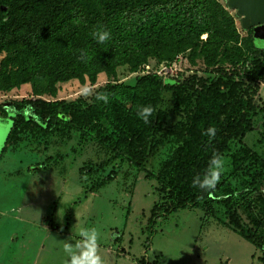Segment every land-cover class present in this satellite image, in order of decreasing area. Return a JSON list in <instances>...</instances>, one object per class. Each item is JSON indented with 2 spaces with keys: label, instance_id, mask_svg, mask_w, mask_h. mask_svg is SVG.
Instances as JSON below:
<instances>
[{
  "label": "trees",
  "instance_id": "1",
  "mask_svg": "<svg viewBox=\"0 0 264 264\" xmlns=\"http://www.w3.org/2000/svg\"><path fill=\"white\" fill-rule=\"evenodd\" d=\"M0 4L6 7L0 11L1 90L30 82L36 95L55 94L57 82L86 77L94 83L100 72L114 76L122 65L134 72L150 57L170 62L180 54L191 65L201 59L203 71L213 74L210 78L196 72L187 77L147 73L134 84L99 86L89 101L35 98L15 102L13 112L0 107L1 117L11 114L0 156L23 130L43 135L73 129L81 142L94 140L114 157L142 167L138 148L163 131L158 142L167 145L166 158L157 174L148 171L145 176L156 177L166 187L164 214L203 203L213 215L220 195L193 187L191 179L205 171L209 158L221 154L230 139L250 130L254 103L249 84L264 77V50L253 46L252 60L246 64L234 18L218 0H0ZM101 25L112 34L104 45L90 35ZM245 30L252 41V28ZM82 50L86 59H79ZM97 94H107L108 103L96 100ZM140 105L154 108L155 117L147 124L136 116ZM27 106L45 123L26 114ZM168 120L173 122L168 125ZM210 125L216 128L211 140L201 134ZM252 169L259 168L255 164ZM234 192L227 191L223 200L232 199Z\"/></svg>",
  "mask_w": 264,
  "mask_h": 264
},
{
  "label": "rangeland",
  "instance_id": "2",
  "mask_svg": "<svg viewBox=\"0 0 264 264\" xmlns=\"http://www.w3.org/2000/svg\"><path fill=\"white\" fill-rule=\"evenodd\" d=\"M218 1L234 18L247 64L253 46L264 50V24L252 27L251 41L235 10L226 0ZM1 10L6 7L0 4ZM178 56L170 62L150 57L134 72L128 65L118 66L114 76L100 72L94 83L86 77L57 82L55 94L36 95L30 82L0 89V107L13 112L15 102L35 98L89 101L99 86L134 84L147 73L213 76L203 71L201 59L191 65L184 54ZM249 86L251 128L230 139L221 153L229 164L215 188L221 199L213 203V215L203 203L164 214L166 187L156 177L145 176L148 171L157 174L164 159L159 164L154 159L166 156L167 145L158 142L163 131L138 148L142 167L114 157L94 140L81 142L73 129L18 133L0 156V264H71L63 246L68 241L80 245L79 232L86 228L97 232L95 250L102 264H264V77ZM24 112L45 123L31 106ZM10 115L0 114V150ZM232 190L233 198L223 200Z\"/></svg>",
  "mask_w": 264,
  "mask_h": 264
},
{
  "label": "clouds",
  "instance_id": "3",
  "mask_svg": "<svg viewBox=\"0 0 264 264\" xmlns=\"http://www.w3.org/2000/svg\"><path fill=\"white\" fill-rule=\"evenodd\" d=\"M93 40L99 45H104L111 39V32L103 25L95 28L90 32ZM87 54L82 50L79 59H86ZM83 95H88L85 89ZM96 100L108 103L109 96L107 94H97ZM136 116L144 123L152 121L154 116V108L151 105H140L137 107ZM202 135L207 136L209 140L216 136V128L212 125L202 130ZM166 156H159L154 159V163L159 164ZM229 161L221 154H213L207 163L205 171L201 174H194L191 179L193 187L203 190L204 192L215 190L216 185L220 182L223 173L227 170ZM82 239L80 245H74L72 241H68L63 246L66 256L71 264H102L101 258L96 255L95 245L97 240V232L93 228L82 229L79 232ZM151 260L152 257H146Z\"/></svg>",
  "mask_w": 264,
  "mask_h": 264
},
{
  "label": "water",
  "instance_id": "4",
  "mask_svg": "<svg viewBox=\"0 0 264 264\" xmlns=\"http://www.w3.org/2000/svg\"><path fill=\"white\" fill-rule=\"evenodd\" d=\"M226 6L235 10L243 29L264 24V0H226Z\"/></svg>",
  "mask_w": 264,
  "mask_h": 264
},
{
  "label": "built area",
  "instance_id": "5",
  "mask_svg": "<svg viewBox=\"0 0 264 264\" xmlns=\"http://www.w3.org/2000/svg\"><path fill=\"white\" fill-rule=\"evenodd\" d=\"M178 58H179V56L177 55L176 58H175V60H177Z\"/></svg>",
  "mask_w": 264,
  "mask_h": 264
},
{
  "label": "crops",
  "instance_id": "6",
  "mask_svg": "<svg viewBox=\"0 0 264 264\" xmlns=\"http://www.w3.org/2000/svg\"><path fill=\"white\" fill-rule=\"evenodd\" d=\"M10 240H12V239H10Z\"/></svg>",
  "mask_w": 264,
  "mask_h": 264
}]
</instances>
